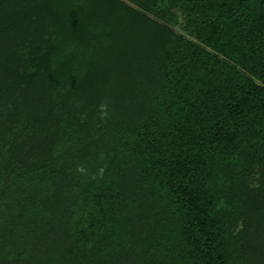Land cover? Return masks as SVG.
Segmentation results:
<instances>
[{
    "label": "trees",
    "instance_id": "16d2710c",
    "mask_svg": "<svg viewBox=\"0 0 264 264\" xmlns=\"http://www.w3.org/2000/svg\"><path fill=\"white\" fill-rule=\"evenodd\" d=\"M249 231L264 0H0V264H237Z\"/></svg>",
    "mask_w": 264,
    "mask_h": 264
},
{
    "label": "rangeland",
    "instance_id": "374dc122",
    "mask_svg": "<svg viewBox=\"0 0 264 264\" xmlns=\"http://www.w3.org/2000/svg\"><path fill=\"white\" fill-rule=\"evenodd\" d=\"M253 230L255 229H252V231ZM252 231L244 232V235L240 238L241 245L240 250L238 251L239 253L237 252V264H256V262L258 263L259 261V259H257V253L259 252L260 254H262V252H260L259 250H261L262 248L264 249V232ZM243 250H245V257H242L240 253Z\"/></svg>",
    "mask_w": 264,
    "mask_h": 264
},
{
    "label": "clouds",
    "instance_id": "9594fccd",
    "mask_svg": "<svg viewBox=\"0 0 264 264\" xmlns=\"http://www.w3.org/2000/svg\"><path fill=\"white\" fill-rule=\"evenodd\" d=\"M101 109V117L102 118H107L108 113H107V105L106 104H102L100 106ZM79 171H83V169H79ZM103 170L101 169V174H102Z\"/></svg>",
    "mask_w": 264,
    "mask_h": 264
}]
</instances>
